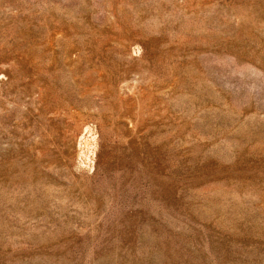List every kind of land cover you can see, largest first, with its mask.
<instances>
[{
	"label": "rangeland",
	"instance_id": "374dc122",
	"mask_svg": "<svg viewBox=\"0 0 264 264\" xmlns=\"http://www.w3.org/2000/svg\"><path fill=\"white\" fill-rule=\"evenodd\" d=\"M0 264H264V0H0Z\"/></svg>",
	"mask_w": 264,
	"mask_h": 264
}]
</instances>
